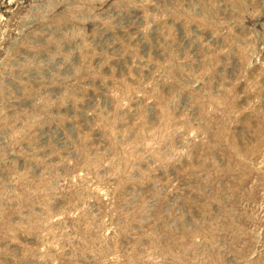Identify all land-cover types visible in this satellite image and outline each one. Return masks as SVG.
<instances>
[{
    "label": "rangeland",
    "instance_id": "374dc122",
    "mask_svg": "<svg viewBox=\"0 0 264 264\" xmlns=\"http://www.w3.org/2000/svg\"><path fill=\"white\" fill-rule=\"evenodd\" d=\"M0 264H264V0H0Z\"/></svg>",
    "mask_w": 264,
    "mask_h": 264
}]
</instances>
